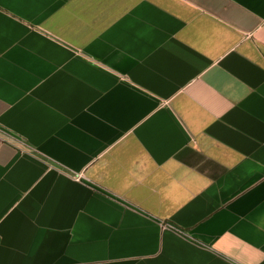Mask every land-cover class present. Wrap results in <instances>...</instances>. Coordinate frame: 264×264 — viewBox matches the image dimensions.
Returning <instances> with one entry per match:
<instances>
[{
	"label": "crops",
	"instance_id": "0c3cea01",
	"mask_svg": "<svg viewBox=\"0 0 264 264\" xmlns=\"http://www.w3.org/2000/svg\"><path fill=\"white\" fill-rule=\"evenodd\" d=\"M0 264H264V0H0Z\"/></svg>",
	"mask_w": 264,
	"mask_h": 264
}]
</instances>
